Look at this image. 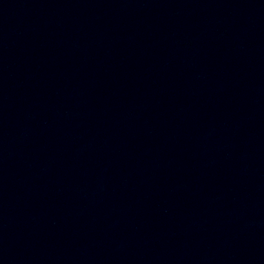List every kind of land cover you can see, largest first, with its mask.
Masks as SVG:
<instances>
[{"label": "water", "instance_id": "obj_1", "mask_svg": "<svg viewBox=\"0 0 264 264\" xmlns=\"http://www.w3.org/2000/svg\"><path fill=\"white\" fill-rule=\"evenodd\" d=\"M36 0H0V22Z\"/></svg>", "mask_w": 264, "mask_h": 264}]
</instances>
